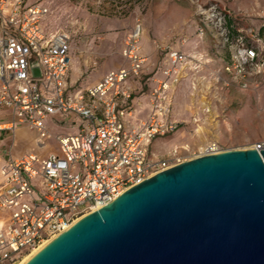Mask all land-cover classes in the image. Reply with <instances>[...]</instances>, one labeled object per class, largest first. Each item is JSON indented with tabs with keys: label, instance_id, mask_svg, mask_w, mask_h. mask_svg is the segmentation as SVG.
Wrapping results in <instances>:
<instances>
[{
	"label": "built area",
	"instance_id": "obj_1",
	"mask_svg": "<svg viewBox=\"0 0 264 264\" xmlns=\"http://www.w3.org/2000/svg\"><path fill=\"white\" fill-rule=\"evenodd\" d=\"M50 16L51 10L41 4L0 0V113L8 118V129L23 125L34 132L37 148L48 149L45 155L26 153L0 167V210L6 212L0 223V264L19 260L80 215L107 205L127 188L168 168L149 145L178 126L170 117V95L177 81L172 75L183 67L203 68L193 54L165 47L168 66L161 68L160 77H151L146 117L136 121L133 82L146 69V58L135 44L140 25L132 29L122 50L128 67L110 70L94 84L71 91L70 35L48 26ZM220 19L225 24L224 16ZM219 28L218 36L228 41L226 26L213 30ZM250 32L230 45L223 70L216 72L248 78L264 71V53L259 51L264 44L252 38L253 29ZM32 65L38 76L32 75ZM215 81H221L220 76ZM53 117L79 122L72 121L73 133L53 136L45 125ZM51 137L56 153L48 146ZM252 147L264 149V139ZM206 148L199 153L209 154Z\"/></svg>",
	"mask_w": 264,
	"mask_h": 264
},
{
	"label": "rangeland",
	"instance_id": "obj_2",
	"mask_svg": "<svg viewBox=\"0 0 264 264\" xmlns=\"http://www.w3.org/2000/svg\"><path fill=\"white\" fill-rule=\"evenodd\" d=\"M20 3L49 8L48 26L70 35L71 54L77 60L78 70L75 86L83 84L88 75L128 67L122 50L136 24L140 25V34L135 44L138 54L146 58L143 64L148 73L136 81L140 88L136 89L135 97L147 93L150 84L153 86L151 77H160L162 66H168L165 47L178 48L182 54L201 59V66L207 69L193 71L183 67L172 75L177 81L170 95V117L178 126L156 136L149 145L150 152L166 160L167 165L190 159L209 144H216L222 151L239 150L264 139V71L248 78L215 72L223 70L230 45L239 35H250L253 29L252 38L258 37V43L264 44V0H20ZM215 26H226L230 33L228 41L218 36L220 28L215 32ZM259 51L264 53V47L260 45ZM219 76L221 81H215ZM135 107L138 112L134 118L143 121L147 109L137 108V103ZM72 121L79 122L53 117L47 118L45 125L54 136L73 133L76 128ZM23 129L28 132L23 138L27 142L19 143L17 149H32L34 134L25 126ZM0 132L2 136L11 134L7 129ZM8 139L12 141V137ZM48 146L57 152L53 137ZM35 151L45 155L48 149Z\"/></svg>",
	"mask_w": 264,
	"mask_h": 264
},
{
	"label": "water",
	"instance_id": "obj_3",
	"mask_svg": "<svg viewBox=\"0 0 264 264\" xmlns=\"http://www.w3.org/2000/svg\"><path fill=\"white\" fill-rule=\"evenodd\" d=\"M26 264H264V149L206 154L156 172Z\"/></svg>",
	"mask_w": 264,
	"mask_h": 264
},
{
	"label": "crops",
	"instance_id": "obj_4",
	"mask_svg": "<svg viewBox=\"0 0 264 264\" xmlns=\"http://www.w3.org/2000/svg\"><path fill=\"white\" fill-rule=\"evenodd\" d=\"M175 50H180V49L176 48ZM70 57H71V64L72 65H71V67H70V69L68 71L67 80H68V83H69V85L71 87V89H70L71 91L84 89L87 86L94 84L95 82H97L106 73V71H100V72H97V75H95V76L88 75V77L84 79V83L83 84H81L79 86H75V81L77 80V76L75 75L76 74L75 72H77L78 70H77V66H76L77 60L75 59V56H73V54H71V43H70ZM155 65L153 67H155ZM206 66H209V65L207 64ZM204 69H207V67H205ZM217 71H219V70H217ZM208 72H209V70H208ZM145 73L146 74L148 73V72H146V69L144 70L143 74H145ZM220 75L225 76V74L222 73V72L220 73ZM154 76L157 77V75H154ZM73 78H74V81H72ZM203 82H207V81H203ZM136 83L137 82H133V86L135 87V91L133 93V97H132V101L131 102H132L133 105H135V103H137V102H140L141 104H143L146 101V104H143V106L147 109V93L142 94V96H140V97H135L136 89L140 88ZM151 85L152 84H150V86ZM143 106L141 107V109L144 108ZM171 118H172V116H171ZM7 123H8V118H6L3 115V113H0V125H2V124H6L7 125ZM23 128H24L23 125H15L12 129H8L7 126L0 128V131L3 130V129L11 130V134L10 135L7 134V136L6 135L2 136L1 132H0V167L2 165H4L6 162H8L10 159H13V158H16V157H20V156H22L23 154H26V153L34 152V153H38L39 154V152L35 151V150H38V151L41 150V149L36 147L35 142H34L35 138L33 139L34 147L32 149H29V148H25V149H21V150L17 149V145H18V147H20L19 143L27 142V140H25L23 138L26 135V133H28V132L24 131ZM32 133L34 134V132H32ZM10 137H12V139H11L12 141H9L8 138H10ZM34 137H35V134H34ZM9 143H11V144L9 145ZM42 155H44V154H42ZM2 181H3V178H2V176L0 174V186L2 184ZM5 215H6V212L0 210V223L5 219Z\"/></svg>",
	"mask_w": 264,
	"mask_h": 264
},
{
	"label": "bare ground",
	"instance_id": "obj_5",
	"mask_svg": "<svg viewBox=\"0 0 264 264\" xmlns=\"http://www.w3.org/2000/svg\"><path fill=\"white\" fill-rule=\"evenodd\" d=\"M6 126H9V125H6V124H2L0 125V128L2 127H6ZM254 144V143H253ZM214 145V144H213ZM212 144H209L207 145L206 149L207 153L209 154H212V153H217V152H221L222 149L220 148H216L215 146H213ZM212 146V147H211ZM212 150H208V149H211ZM253 148L252 146L249 147V149ZM254 149V148H253ZM237 150V149H236ZM201 151V150H200ZM205 152H200L198 155L196 156H192L190 157V159H193V158H196V157H199V156H203ZM190 159H187V160H190ZM186 161V160H185ZM178 162V161H177ZM169 167L172 166V165H168ZM99 208L101 207H94L92 211L90 212H93V211H96L98 210ZM90 212H86L82 215H80L79 217H77L76 219H74L68 226L64 227L62 230H60L58 233L50 236L49 238H47L46 240L42 241L39 245H37L36 247H34L32 250L28 251L26 254H24L23 256H21V258L15 263V264H26L34 255H36L40 250H42L47 244H49L54 238H56L59 234H61L62 232H64L65 230H67L70 226H72L75 222H77L78 220H80L81 218H83L84 216H86L87 214H89Z\"/></svg>",
	"mask_w": 264,
	"mask_h": 264
},
{
	"label": "trees",
	"instance_id": "obj_6",
	"mask_svg": "<svg viewBox=\"0 0 264 264\" xmlns=\"http://www.w3.org/2000/svg\"><path fill=\"white\" fill-rule=\"evenodd\" d=\"M231 27V26H230ZM261 34V33H260Z\"/></svg>",
	"mask_w": 264,
	"mask_h": 264
}]
</instances>
